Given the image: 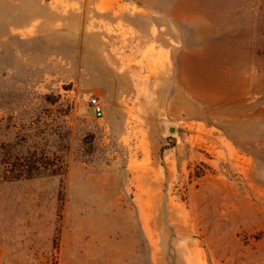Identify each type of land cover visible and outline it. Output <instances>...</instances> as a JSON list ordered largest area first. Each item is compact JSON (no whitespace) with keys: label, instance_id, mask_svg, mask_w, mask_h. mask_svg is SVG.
I'll use <instances>...</instances> for the list:
<instances>
[{"label":"rangeland","instance_id":"1","mask_svg":"<svg viewBox=\"0 0 264 264\" xmlns=\"http://www.w3.org/2000/svg\"><path fill=\"white\" fill-rule=\"evenodd\" d=\"M0 264H264V0H0Z\"/></svg>","mask_w":264,"mask_h":264},{"label":"built area","instance_id":"2","mask_svg":"<svg viewBox=\"0 0 264 264\" xmlns=\"http://www.w3.org/2000/svg\"><path fill=\"white\" fill-rule=\"evenodd\" d=\"M91 104L95 110V113L98 115V116H103L104 114V107H103V104L101 102V100L97 97H93L91 99Z\"/></svg>","mask_w":264,"mask_h":264}]
</instances>
